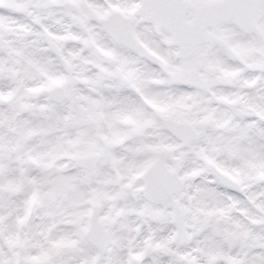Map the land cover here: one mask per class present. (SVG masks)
<instances>
[{
    "label": "snow or ice",
    "instance_id": "6c2138e0",
    "mask_svg": "<svg viewBox=\"0 0 264 264\" xmlns=\"http://www.w3.org/2000/svg\"><path fill=\"white\" fill-rule=\"evenodd\" d=\"M0 264H264V0H0Z\"/></svg>",
    "mask_w": 264,
    "mask_h": 264
}]
</instances>
